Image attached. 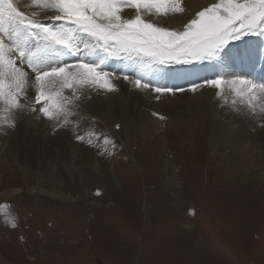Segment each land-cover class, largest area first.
<instances>
[{
	"label": "rangeland",
	"instance_id": "1",
	"mask_svg": "<svg viewBox=\"0 0 264 264\" xmlns=\"http://www.w3.org/2000/svg\"><path fill=\"white\" fill-rule=\"evenodd\" d=\"M219 2H209L183 26L169 31L183 32L200 11ZM263 32L264 25L257 34L229 41L223 52L235 50V46ZM231 55L227 53L225 60ZM243 55L241 51L234 57L238 60ZM221 57L167 62L164 66L202 64L216 71L215 64H219L220 70L234 69ZM18 65L28 73L27 83L34 79ZM181 75L171 72L169 86L159 77L160 92H169L173 98L192 90L178 83ZM229 75L226 72L225 76ZM215 78H219L217 74ZM210 80L196 88L208 85ZM32 86L22 99L37 110L35 115L51 123L53 134L46 136L48 144L34 138L22 140V130L17 127L0 134V152L7 148L15 157L7 163L0 153V176L11 183L1 186L0 193L22 190L0 198V264H264V169L261 164L254 169L249 161L238 162L231 150L236 151L232 143L235 138L222 144L211 129L214 122L230 129L240 145L243 140L244 148L254 149L264 159L261 108L257 111L253 106H235L241 116L238 124L226 118L217 120L210 109L200 121L192 122L189 117L186 128L173 124L171 131L162 129L166 136L154 132L150 139L144 134L132 135L134 126L128 113L105 122L87 119L90 121L78 125L72 133L66 113H59L51 103L44 106L51 108L52 118L39 111L41 105H34L36 92ZM61 100L64 107L71 103ZM199 123L208 130H197ZM239 150L244 152L242 147ZM48 168L56 172L57 183ZM38 184L48 191L55 187L72 200L43 196Z\"/></svg>",
	"mask_w": 264,
	"mask_h": 264
},
{
	"label": "snow or ice",
	"instance_id": "2",
	"mask_svg": "<svg viewBox=\"0 0 264 264\" xmlns=\"http://www.w3.org/2000/svg\"><path fill=\"white\" fill-rule=\"evenodd\" d=\"M46 6L55 10L56 15L51 19L59 21V25L29 20L18 9L15 0H0V33L5 31L7 22L13 26L15 35L13 43H5L0 37V99L8 102L9 107L18 106L17 96L28 76L18 61L23 64L26 60L34 73L35 102L41 105L39 111L48 118H52L51 108L44 105L51 103L58 111L62 107L57 100L58 94L52 95L49 89L53 83H59L61 87L79 84L115 90L102 60L80 58L66 62L56 59L60 55H76L82 51L81 45L83 50L99 49L106 55L123 53L142 55L161 64L188 63L197 59L222 58L221 53L229 41L257 34L264 25V0H220L200 11L179 33L146 22L140 15L141 10L148 13L154 10L163 15L168 11H183L177 0H49ZM124 8L136 9L135 18L124 19L121 15ZM28 38L36 42L34 51L26 52L21 47ZM124 79L129 77L125 75ZM134 83L137 87L150 86L141 83L140 79ZM226 83L241 97L253 94L254 90L264 94V84L257 85L247 79L208 81L217 89H222ZM156 90L161 91L160 88ZM252 98L256 97L253 95ZM32 110L36 111L35 108Z\"/></svg>",
	"mask_w": 264,
	"mask_h": 264
},
{
	"label": "bare ground",
	"instance_id": "3",
	"mask_svg": "<svg viewBox=\"0 0 264 264\" xmlns=\"http://www.w3.org/2000/svg\"><path fill=\"white\" fill-rule=\"evenodd\" d=\"M211 1L213 0H177V3H179L183 11H177V12L168 11L167 15H163V14H156L154 10L152 11V13H148L147 11L141 10L140 15L143 20L148 21L156 25L157 27L167 30L178 29L180 26H183L185 22L190 20L192 18V15L196 13V11L198 12L202 7H204ZM15 3L17 4L18 9L22 13H24L25 16L35 21L36 20L53 21L51 18L56 15V12L53 8L46 6L49 3V0H36L35 3L34 0H15ZM121 15L124 19H131V18H135L137 12L136 9L133 10L132 8H124L121 12ZM57 22L60 24L59 21H56V23ZM246 45L247 46H245V48H251L250 51L251 55L244 54L242 58H240L241 60L237 61L234 58L233 61L236 64V66L239 67L240 69L238 70L231 69L232 73L228 77L225 76L226 75L225 73L223 74L220 73L219 77L224 78L226 81H231L232 79L235 78H242V79L251 80L253 81V83L259 85L258 82L261 83L264 82V33L260 35L259 38H257L256 40H252L251 42H248ZM80 47L82 51L78 52L75 56H78L79 59L84 58L88 61L99 62L102 60L103 68L105 71H108L110 73L108 79L110 80L111 84L114 86L115 90L106 91L96 86L90 87L87 85H79V84H76L72 87H67V86L61 87L59 83L57 84L53 83L49 85V89L52 91V95L58 94L57 96L58 101L62 103L63 100H61V98L63 97L62 99H66L71 102L69 104L66 101L68 103L66 107H64V104H62L60 111L58 110L57 111L63 114L66 113L65 118L69 120L68 123L69 125H71L70 128L73 130H71L70 128L69 129L72 133H75V129L77 130L78 125H82V124L85 125V121H88L87 119H99L105 122L104 120H109V118L111 119H115L117 117L119 118L123 114L125 115V113H128L129 117L131 118L130 124L131 126H134V128L132 129L134 131V134H132L133 131H131V134L134 135L135 137L137 135L138 137H140L144 134L143 137L145 136L148 139H150L151 136H153L152 138H154V132L156 133L160 132L162 135H164L162 129L166 128L170 130L173 124L174 127L175 125H181L182 127L186 128L184 124L188 122L189 119L187 120V118L192 117L191 118L192 122L200 121V119L203 118V114H205L210 109H212L215 112L213 117L216 118L217 120L221 118H226L228 119V121L231 122L233 120L236 121V123L237 121L238 122L240 121L241 116L240 114L237 115V112L234 110L235 106H239L240 108L243 109V107L245 108L250 107L249 103H251L253 107H256L257 111H259V108H261V114L264 115L263 113L264 111H262V109H264V103H263L264 94H261L255 90L253 94L241 97L232 90L230 84L227 83L224 84L222 86V89H217L210 86L209 84L208 85L205 84V86L203 87H198L196 89H192L186 92H181L176 97L172 98L171 93L169 92L155 91L156 88H158L157 84L158 82H160L161 79L158 76L157 68L148 61H144L143 59H138L137 67L139 71L133 70L130 73V76H132V78L125 80L124 76L125 74H128L129 72L128 69L130 68L131 65L130 64L122 65V62L125 61L124 58H120L122 62H118L113 55H108V56H105V54L100 55L98 51H95L91 48L87 50H83V45H81ZM231 53L239 54L240 52L239 50L235 49V50H231ZM98 56H101L102 58H98ZM224 62H226V60ZM242 62H245L244 65L241 64ZM107 63L111 64L115 68L109 71V67H107L108 65ZM112 73H118L119 76L111 75ZM162 73L164 75V79L166 80L165 83L168 86L171 85V71H168L166 73L162 71ZM136 79H140L141 82L143 83H149L150 86L147 88L137 87L136 84L134 83ZM5 82L7 88L8 82L7 80ZM32 85L35 86L34 79H31L29 83H27L26 81V83L23 85L22 89L20 90V93L22 95L20 96L19 94L17 96L18 106L13 105L12 107H9L8 102H6L5 100L1 101V108L3 109L1 110L2 112L1 114L3 115V118L0 119V134L1 133L4 134V132L6 131H7L6 133L8 134V131L10 129H12L13 127H17L19 132L22 130L21 131L22 140H25L26 138L28 139L34 138L37 141H39V143L48 144L46 136L53 134L51 123L41 119V117L38 116L39 114L35 115L37 110L33 111L32 109L34 108H30L29 105L27 106L24 103V99H22L23 93L26 92V89L27 90L31 89L33 87ZM32 90L34 91V88ZM254 94H256L255 99L252 98ZM27 96L29 95L27 94ZM166 109L167 111H165ZM181 119L182 121L178 122ZM171 121L174 123L171 124ZM262 124L264 125V118ZM194 126L196 127V124H194ZM211 127L212 130H215V133L213 131L215 138L218 139L220 142H222V144H224L223 142L224 140L230 142L232 141V139L235 138V141L232 143L236 144V151L234 149L231 150L235 153V155H237V158L239 159L238 162L247 163V161H249L250 165H252L254 169L257 168L258 164H261L262 168L264 169V159H261L258 155H256L254 149L251 150L249 149L250 147L244 148L243 144L245 143H243L242 138H241L242 143L240 145L239 143L240 140L238 139L239 140L238 141L236 139L237 138L236 135L234 137L231 134L230 129L220 128L219 126L216 125V122L211 123ZM196 128L199 131L208 130L206 127L203 126V123H199ZM256 139L258 140V137ZM43 140L45 141L43 142ZM155 140L158 141V138H156ZM260 140H264V139H260ZM69 147L71 146L69 145ZM241 147L244 152L239 150V148ZM229 148L232 147L229 146ZM70 151H69V155L71 157H74L73 153L71 154ZM0 153H2L3 158L7 160V163L8 160L15 159L14 155H12L11 151H9L7 148L4 150V153L3 150H1ZM92 168L95 170L97 169L95 165H92ZM48 170H50L51 176L53 177V180L56 182V179L58 178L56 172L54 173L53 169L48 168ZM69 170L72 171V169ZM10 184H7L3 179V177L0 176V187L1 186L8 187ZM40 186L41 185L38 184L37 190L41 192L43 196L63 202H69L70 200H72V198L71 197L69 198V196L68 197L63 196V193H61L63 191L58 192L57 188L55 187L54 188L51 187L52 189L48 191L42 189ZM21 191L22 190L19 188L6 190L0 193V198H6L7 196H14L21 193Z\"/></svg>",
	"mask_w": 264,
	"mask_h": 264
}]
</instances>
